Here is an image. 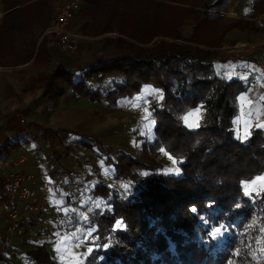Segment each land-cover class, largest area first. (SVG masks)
<instances>
[{"label": "trees", "instance_id": "1", "mask_svg": "<svg viewBox=\"0 0 264 264\" xmlns=\"http://www.w3.org/2000/svg\"><path fill=\"white\" fill-rule=\"evenodd\" d=\"M230 2L84 0L90 15L105 14L125 38L111 40L120 51L113 59L101 58L77 74L64 71L73 92L110 104L134 98L144 89L158 95V102L150 106L155 140L148 148L151 152L164 149L177 160L182 174H157L155 166L126 152L107 157L105 165L111 166L113 179L93 177L90 198H101L105 208L96 210L91 219L96 240L89 242L92 249L82 264L252 263L249 248L240 245L236 231L244 229L255 213V194H247L244 185L264 174V130L253 127L242 139L234 128L237 98L251 82L223 76L218 65L231 59L201 50L191 44L195 42L192 36L184 39L181 34L185 24L196 30L209 17L225 12ZM158 35L186 43L160 40L148 45ZM89 78L110 83L94 87ZM201 103L205 110L199 126L191 130L183 117ZM60 132L72 133L42 130L51 136ZM77 144L90 149L100 141L79 135ZM69 189L58 194L65 205H71L59 228L72 229L80 217L88 219L83 211H74L77 204ZM257 213L264 220V191L258 197ZM117 222L122 223L120 228ZM221 226L227 235L220 244L212 231ZM24 258L27 264H62L51 257L45 242L27 251Z\"/></svg>", "mask_w": 264, "mask_h": 264}, {"label": "crops", "instance_id": "2", "mask_svg": "<svg viewBox=\"0 0 264 264\" xmlns=\"http://www.w3.org/2000/svg\"><path fill=\"white\" fill-rule=\"evenodd\" d=\"M35 1L5 3L0 0V156L10 155L16 158L21 153L31 152L32 155L19 167L21 171L33 176L28 184L46 200H56L61 203L62 208H65L63 213L69 214L70 203L65 205L58 194L62 195L63 192L68 191L69 186L86 184L93 171L94 158L99 156L104 157L103 160L106 159V156L110 155L109 151L106 152L107 146L117 145V138L122 143L118 149L139 161L148 162L135 156V153H139L140 150L136 148L134 136L129 133L120 134L118 114L112 113L111 121L107 115L104 116L105 112L119 110L122 106L120 100L126 98L118 99L115 104H110L93 101L73 92L70 78L64 74V71L77 74V71L85 70L86 67L73 69L72 65L69 67L70 61L75 66L83 62L88 65L87 67H91L95 60L89 64V54L85 53L88 45L82 41L80 47L83 50H80L78 54L67 55L60 52L52 35L47 33L49 23L44 21L46 10L42 8L49 0ZM262 2L263 5L256 2L258 9H253L249 4L240 8L242 14L240 17L247 22L250 21L247 26L254 21L257 29L254 30L249 26L239 30L234 29L229 32L224 41V43L233 44L245 42L254 48L230 58V62L218 65L223 76H237L249 79L251 82L247 91L237 98L239 110L234 119L236 133L244 132V137L249 136L253 127L264 130V127L258 126L264 125V99H262L264 98V0ZM230 4L228 11L230 13L234 11L238 15L239 13L234 9L237 0H231ZM79 13L70 24L71 31L77 29V22H80L79 16L81 15ZM46 21L48 22V19ZM54 74H57L56 77H51ZM143 92L144 90L134 98L125 100L124 105L127 107L128 104H134L133 100L140 97ZM104 104L108 105V108H104ZM78 105L81 108L76 113L75 109ZM92 109L95 111L93 112ZM196 109L200 110L199 113L191 116L188 124L183 120L184 125L191 130L199 126L205 104H199L184 116L190 112L194 113ZM148 116L154 118L150 111ZM109 122L112 135L110 143L106 140ZM189 124L198 126L189 127ZM143 125L144 121L139 127L140 130ZM154 126L155 121L152 132ZM43 129L66 130L72 133L60 132L58 136L43 135ZM79 135L98 139L100 144L88 149L77 144ZM154 140L155 134L150 140L142 142L148 147ZM144 150L143 148L142 151ZM90 152L95 154L94 157L89 156ZM158 153L167 155L164 149H158L154 153L150 152L149 157H154ZM81 158L82 168H75V165H78L77 160ZM38 174H42L45 180H38L36 177ZM15 204L16 202L7 199L0 201L1 260L4 258L3 254L6 249L4 243L10 242V237L17 232L20 233V230L30 229L29 234L32 235L34 232L35 239L26 245L34 248L37 244L45 242L51 257L65 264L55 259L50 249L51 235L55 231H48L45 237L41 234L46 231L41 222L42 217L46 216L45 213L41 215L23 214L17 221L12 219L14 221L12 225L6 222L5 217ZM55 235L60 239L59 241H62L61 236L57 233ZM14 252L10 253V258L14 256ZM18 252L21 253L22 250ZM5 262L8 261L5 260Z\"/></svg>", "mask_w": 264, "mask_h": 264}, {"label": "rangeland", "instance_id": "3", "mask_svg": "<svg viewBox=\"0 0 264 264\" xmlns=\"http://www.w3.org/2000/svg\"><path fill=\"white\" fill-rule=\"evenodd\" d=\"M58 0H49L47 3L44 4L42 10H46V13L44 16L46 17V20L48 19V22L44 21L48 24V27L52 21V17L54 14V9L57 4ZM235 2V1H234ZM256 2L260 5H263L262 0H237V4H235L234 9L239 13L238 15L236 12L231 11V13L228 11V9L217 15L216 17H209L206 19L201 27H199L196 30H193L191 25L185 24L183 27V30L181 32L182 37L184 39L189 38L192 36L195 39V42H190L193 46L198 47L201 50H209V51H216L219 55V57H225V58H233L237 55H241L247 50H251L254 47H251L249 44L245 42H239V43H230L225 42L226 36L229 34L230 31L234 29H243L249 27H253L254 30H256V23L253 21L252 24L247 26V23L250 21H245L244 18L240 17L242 14L240 13V8L242 6H246V4H249L253 9H258L256 6ZM231 3V2H230ZM231 5V4H230ZM182 6V5H181ZM184 7V6H183ZM229 7V6H228ZM262 10V8H261ZM260 10V11H261ZM81 14L79 16L80 22H77V29L73 31L74 33H77L82 36L81 41L87 43L88 49L85 51L86 54H89V64H91V61L95 60V62L101 58L103 59H113L114 57L120 55V51L115 43H113L111 40H115V42L118 39L125 38L124 35L120 34L116 31V23L114 20H109L108 16L101 13L97 16H92L88 11L85 9V3L83 6V9L79 13ZM170 13H165V16L170 17ZM42 18V16H41ZM43 20V18H42ZM47 27V28H48ZM48 33V32H47ZM49 34V33H48ZM129 40V38H126ZM160 40H166V41H173V42H179V43H186V41L183 40H177L174 38L166 37L164 35H158L156 36L152 42L148 45H153ZM218 44L215 47H211V45ZM58 49V48H57ZM60 50V49H58ZM82 51L83 49L80 47V49L77 52L74 53H64L67 55H76ZM60 52H62L60 50ZM63 53V52H62ZM70 60V59H69ZM78 63L76 66L70 61L69 67L73 69L77 68H83L89 69L90 67H87L88 65L82 64L79 65ZM88 64V63H87ZM78 72V71H77ZM92 85L96 87L97 85H107L110 83L108 80H95L92 78H89ZM120 100L121 108L117 111H110L105 112L104 116H108L109 121H111V114L114 115L117 113L120 121V134H132L136 140V148H139V153H135V156L146 160L149 164L155 166L157 168L156 172L157 174H165V175H172V176H180L182 174L180 168L177 165V160L172 157L169 153L165 155L163 153L162 155L158 153V155L152 157H149L150 150L148 147L143 150V145L146 144L145 140H150L151 136L154 135L152 132L153 123H150L152 121H155V119L150 118L149 111L150 106L153 103L158 102L159 96L153 95L149 89L145 90L140 95V97L133 100L134 104H128L127 107L124 105L125 100ZM139 99V100H138ZM81 107H76L75 111L76 113L79 112ZM104 108H108V105L104 104ZM94 112L95 109H92ZM144 121V125L139 129L141 123ZM109 128L107 130V137L106 140L111 141V123H108ZM148 125L149 127H146ZM150 128V130H149ZM244 132H238L237 135L244 139ZM110 138V139H109ZM143 141V142H142ZM142 143V144H141ZM117 145L111 144L107 146V151H109L110 155L107 157H116L119 155L120 152H123L122 150L118 149L119 146L122 144L119 141V138H117ZM141 144V146H140ZM151 145V144H150ZM149 145V146H150ZM141 147V148H140ZM146 151V152H145ZM157 151V150H156ZM153 151L152 153L156 152ZM95 155L94 153L90 152L89 156L92 157ZM94 157V156H93ZM104 157L96 156L94 158V161L92 163V174L89 181L86 184H76L72 186L69 190H73L76 188L75 191H73L72 200L74 203L76 202L77 207H73L74 211L79 213L80 211L84 212V217H88V219L81 218V222L76 224L74 226V229L72 230H65L62 231L63 227H60V224L69 216L67 213H63L65 208H62L61 203H58L56 200L55 206L53 208H50L47 213H45V217L43 216L41 219L42 224H44V227L46 229L45 232L41 233L44 234V237L47 236V232L55 231L54 234L51 235L50 239V249L52 251V255L55 259L63 261L65 264H82L87 262V257L90 254L89 249H92V244H89V242H94L96 239H93V227L90 224L91 219L95 213L96 210H104L105 208V202L99 197L90 198V190L92 189V180L94 176L99 177L100 179L109 180L112 181L113 179V173L109 169L111 168L110 165H107L108 168L105 165V159ZM175 161V163H174ZM78 165H75V168H82V158L77 160ZM147 163V164H148ZM74 167V166H73ZM171 170V171H170ZM178 170V171H177ZM149 173L148 170L143 171L144 175H147ZM264 176V174L262 175ZM260 176V177H262ZM260 177H257L254 181L255 183H247L244 185L245 192L248 194L250 192H253L255 194L254 197H252V203L255 206V213L252 216L251 220L247 223L246 227L242 230H237L236 234L240 238V245H246L249 248L250 255L252 257V263L251 264H264V231H261L264 229V220H260L258 211V197L259 195L264 191V180H261ZM108 181V182H109ZM78 188V189H77ZM42 197V196H41ZM46 199V198H45ZM3 200L0 198V201ZM5 200V199H4ZM54 211V212H52ZM51 213V214H50ZM9 214L7 217H5V220L7 223L12 225L14 221L9 218ZM21 218V217H20ZM46 220H45V219ZM44 220V221H43ZM13 222V223H12ZM43 226V225H42ZM94 226V225H93ZM95 227V226H94ZM220 228V227H219ZM44 229V228H43ZM60 229V230H56ZM214 229L212 233H215ZM31 232L30 229L20 230V233H15L10 237L11 241L4 243L5 246V254L3 260H1L0 256V264H26L24 255L27 251L31 250V246H27L26 244L32 243L33 239H35V233L33 232L32 235L29 233ZM38 233V231H37ZM58 234L62 237V241H59L60 239L55 235ZM227 235V232L221 228V234L215 235V239L221 244L225 237ZM59 239V240H58ZM30 241V242H29ZM2 244V243H1ZM3 246V244H2ZM15 249V250H13ZM22 252H18L21 251ZM14 252V256L10 258V253ZM1 253V252H0ZM5 260L8 262L6 263Z\"/></svg>", "mask_w": 264, "mask_h": 264}, {"label": "built area", "instance_id": "4", "mask_svg": "<svg viewBox=\"0 0 264 264\" xmlns=\"http://www.w3.org/2000/svg\"><path fill=\"white\" fill-rule=\"evenodd\" d=\"M84 6V0H58L52 21L47 32L52 35L55 43L63 53H74L80 49L82 36L70 29V24ZM151 116H153L151 114ZM32 154L25 152L16 158L10 155L0 156V198L16 202L10 210L11 219H17L23 214H44L55 206L54 201L41 197L28 184L33 178L19 169L20 165ZM38 180H45L42 174L36 175ZM74 188L72 191H75ZM48 192V190H47Z\"/></svg>", "mask_w": 264, "mask_h": 264}, {"label": "snow or ice", "instance_id": "5", "mask_svg": "<svg viewBox=\"0 0 264 264\" xmlns=\"http://www.w3.org/2000/svg\"><path fill=\"white\" fill-rule=\"evenodd\" d=\"M262 99H264V98H262ZM199 109H196V111L193 113V112H190V113H188V115H186V116H184L183 117V120H184V122L186 123V124H188V121H189V118L191 117V116H193V115H195V114H197V113H199ZM150 123H154V121H152V122H150ZM189 127H193V126H198V125H191V124H189L188 125ZM259 127H264V125H258ZM146 127H149L148 125H146ZM149 130H150V128H149ZM174 163H175V161H174ZM171 171V170H170ZM178 171V170H177ZM260 179L261 180H264V176H262V177H260ZM252 183H255V181H252ZM122 226V223L121 222H117V224H116V227L117 228H120ZM223 226H221V228H222ZM221 228H217L216 230H215V233H213V235L215 236V235H217V234H221ZM261 231H264V229H262ZM89 252H91V249H89Z\"/></svg>", "mask_w": 264, "mask_h": 264}]
</instances>
